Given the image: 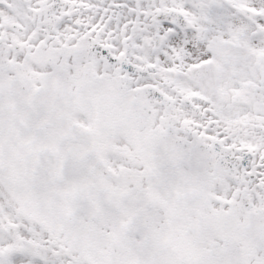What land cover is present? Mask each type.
<instances>
[{
    "label": "snow or ice",
    "instance_id": "1",
    "mask_svg": "<svg viewBox=\"0 0 264 264\" xmlns=\"http://www.w3.org/2000/svg\"><path fill=\"white\" fill-rule=\"evenodd\" d=\"M0 264H264V0H0Z\"/></svg>",
    "mask_w": 264,
    "mask_h": 264
}]
</instances>
